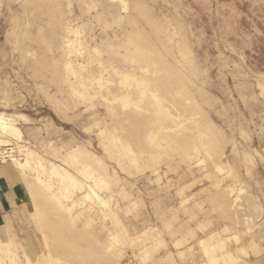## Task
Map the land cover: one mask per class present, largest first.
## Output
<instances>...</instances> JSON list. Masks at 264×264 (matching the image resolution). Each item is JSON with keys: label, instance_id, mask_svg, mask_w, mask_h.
I'll return each mask as SVG.
<instances>
[{"label": "rangeland", "instance_id": "rangeland-1", "mask_svg": "<svg viewBox=\"0 0 264 264\" xmlns=\"http://www.w3.org/2000/svg\"><path fill=\"white\" fill-rule=\"evenodd\" d=\"M0 140V264H264V0H0Z\"/></svg>", "mask_w": 264, "mask_h": 264}, {"label": "bare ground", "instance_id": "bare-ground-1", "mask_svg": "<svg viewBox=\"0 0 264 264\" xmlns=\"http://www.w3.org/2000/svg\"><path fill=\"white\" fill-rule=\"evenodd\" d=\"M124 100H126V99H124ZM129 101V99L127 100V102ZM128 106V105H127ZM129 106L130 107H132V108H134V109H142L143 107H145L146 106V100H139V101H136V100H130L129 101ZM4 120V119H3ZM2 123H3V125H2V128H7L8 130L9 129H11L12 130V132L14 131V130H16V128H13V127H10L7 123H5L4 121H2ZM12 126V125H11ZM7 129H5V130H7ZM17 133V132H16ZM15 134V133H14ZM1 141V140H0ZM28 160V159H27ZM32 160V159H31ZM33 162V161H32ZM29 164V163H28ZM87 169H88V167H87ZM86 176H88V175H86ZM69 179V178H68ZM72 180V178H70V181ZM72 181H76L75 182V186H83V182L82 181H80V180H72ZM90 190H91V188H89ZM89 194H87V197H89L88 196ZM95 195V194H94ZM98 196V195H97ZM95 197V198H98V197ZM99 201V200H98Z\"/></svg>", "mask_w": 264, "mask_h": 264}, {"label": "crops", "instance_id": "crops-1", "mask_svg": "<svg viewBox=\"0 0 264 264\" xmlns=\"http://www.w3.org/2000/svg\"><path fill=\"white\" fill-rule=\"evenodd\" d=\"M9 179L5 166H0V197L9 190Z\"/></svg>", "mask_w": 264, "mask_h": 264}]
</instances>
